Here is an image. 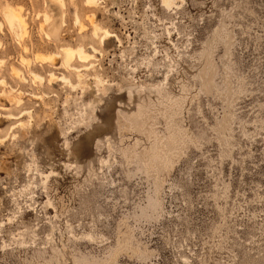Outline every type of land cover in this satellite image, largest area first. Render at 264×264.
Wrapping results in <instances>:
<instances>
[{
	"label": "rangeland",
	"instance_id": "1",
	"mask_svg": "<svg viewBox=\"0 0 264 264\" xmlns=\"http://www.w3.org/2000/svg\"><path fill=\"white\" fill-rule=\"evenodd\" d=\"M85 1L51 42L44 0H0V264H264V0ZM65 45L85 88L34 61Z\"/></svg>",
	"mask_w": 264,
	"mask_h": 264
},
{
	"label": "bare ground",
	"instance_id": "2",
	"mask_svg": "<svg viewBox=\"0 0 264 264\" xmlns=\"http://www.w3.org/2000/svg\"><path fill=\"white\" fill-rule=\"evenodd\" d=\"M163 1H164V3H166V5L167 4L170 5L173 3L172 0H163ZM85 2H87L88 5H91L93 7H97L99 4V0H86ZM44 5H45L46 9H45V12L43 14V20L40 24V30H41L43 36L47 40H49L51 42H59V41H61V38H62L63 29L66 26V2H65V0H44ZM10 6H7L6 9L4 10V18L3 19H5L7 26L10 28V30L16 36V38H18L21 42H23L24 50L26 52H28L29 51L28 42L30 43L31 37H30L29 22L26 19L27 16L25 17V15L22 14L23 13L22 11L24 9L22 10L21 7H20V9H18V7H19L18 6L17 9H15L16 7L13 8L14 6L13 7H10ZM93 17H94V15H93ZM92 19L93 18H91V20ZM91 22H92V26H93L92 35L94 37L98 38L100 41V45L102 47H104L106 44V41L109 38H111V33L109 31L101 28L96 23H93V21H91ZM76 23L80 24V19L78 17L76 18ZM3 28H4V23L0 22V30H2ZM83 29H84V27L81 28V30H83ZM81 30H79V31H81ZM91 49L93 51V52L91 51L92 53H97V51H99L94 46H91ZM88 51L89 50H86V48L83 45H80L78 47H70V46L65 45V46L60 47V50L58 53H55L52 55H45L43 53H37L34 56V61H36L37 63H40V62L43 63V62L50 61V62H52V66H54L58 63V60H61V62H62L61 66L63 68H65L67 71L70 70L71 72H73L76 75L78 85L75 86L72 83V81L66 76H63L61 78V80L74 89L76 87L85 88V86H87L86 82H85L87 74H83L82 73L83 70H81L79 67L74 65V63H75V61L89 63L93 59H95V55L89 53ZM22 61L27 66L31 65V59H29V58H22ZM2 64H3V61L0 59V67ZM93 67H94V64L90 63L89 66H84V70L89 71ZM11 73L14 77L16 76V77H20V78L24 79L21 71L18 68L12 67ZM30 74L34 78L35 81L36 80H39L40 82L44 81V78L39 73H37L35 71H30ZM49 74H50L49 75V78H50L49 82L50 83L59 79L53 72H50ZM96 79H99V78L95 77V80ZM22 82H24V81H22ZM97 82L98 81L96 80V83ZM99 82L101 83V81H99ZM0 84L6 85L5 80L4 79L0 80ZM12 92H14V91H12ZM9 96H11V95H9ZM129 96H130V99L133 97L132 90H129ZM12 98H14V97L12 96ZM15 99H16V96H15ZM21 102H22V100L19 96V98H17L15 100L14 104L18 106V105H21ZM131 105H133V104H131ZM153 107H154V103H151V102L147 103L144 100L140 105H138V109H137L136 113H134L133 115H130V116H123V118L129 122H138L140 117L148 116L150 111H153L152 110ZM121 111H122V109H121ZM24 112H26V110ZM10 116H9L10 118H13L12 115H10ZM21 125L23 127V124H21ZM0 141L3 142L2 139H0ZM160 148H162V145L160 146Z\"/></svg>",
	"mask_w": 264,
	"mask_h": 264
}]
</instances>
